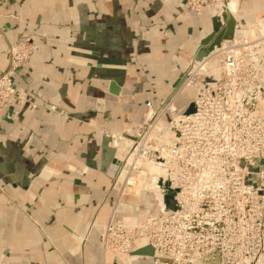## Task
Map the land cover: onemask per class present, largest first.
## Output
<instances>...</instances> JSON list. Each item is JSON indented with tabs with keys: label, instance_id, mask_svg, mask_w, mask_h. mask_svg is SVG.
Masks as SVG:
<instances>
[{
	"label": "crops",
	"instance_id": "0c3cea01",
	"mask_svg": "<svg viewBox=\"0 0 264 264\" xmlns=\"http://www.w3.org/2000/svg\"><path fill=\"white\" fill-rule=\"evenodd\" d=\"M183 1L0 3V70L7 40L33 44L13 77L27 101L0 106V264H152L135 253L145 246L126 262L101 248L110 218L156 215L160 206L156 190L116 189L100 138L135 137L146 102L158 110L174 93L211 16L184 13ZM231 4L245 26L264 20V0ZM179 98L183 110L189 101Z\"/></svg>",
	"mask_w": 264,
	"mask_h": 264
},
{
	"label": "built area",
	"instance_id": "2783aa9c",
	"mask_svg": "<svg viewBox=\"0 0 264 264\" xmlns=\"http://www.w3.org/2000/svg\"><path fill=\"white\" fill-rule=\"evenodd\" d=\"M226 1L184 0L182 11H216ZM239 29L248 33L242 35ZM32 51L29 36L7 40L0 106L27 101L13 77ZM183 87L193 90L189 113L176 106ZM260 104H264V20L254 28L237 20L232 38L194 61L160 109L153 110L146 102L135 137L118 135L127 145L123 164L116 167V173H123L121 189L135 187V176L144 169L146 180L156 177L166 184L173 208L140 222L127 218L108 223L100 238L102 250L122 262L138 246H150L152 264H258L264 254ZM133 153L136 161L130 164ZM159 206L164 207L160 201Z\"/></svg>",
	"mask_w": 264,
	"mask_h": 264
},
{
	"label": "water",
	"instance_id": "95a60500",
	"mask_svg": "<svg viewBox=\"0 0 264 264\" xmlns=\"http://www.w3.org/2000/svg\"><path fill=\"white\" fill-rule=\"evenodd\" d=\"M210 14H211L210 26L204 33H202L199 36L198 40L196 41L190 64L188 65L185 72L180 77H178V79L176 80L173 86L174 88H176L179 85L183 76L190 69L194 61L200 60L204 55H206L208 52L213 50L215 47H219L222 41L232 38L234 34V26L236 21L239 19H237V15L235 14V12L230 9L228 0L224 4H220L216 11H210ZM238 33L242 35L247 34L248 29H239ZM111 87H114L113 83H111ZM192 110H193V105L191 102H189L186 108H184L183 112L189 113ZM123 136L128 137L129 135L126 134ZM123 143H124V150H123V154H124L127 145L125 141ZM100 148L103 151L102 157L106 160L110 159L112 164H114L115 173H116V167L123 164V159L122 158L118 159L116 157L115 137H109V136L101 137ZM122 175L123 173L120 170L116 173L115 175L116 184L120 182V180L122 179ZM145 176H146V171L144 169H140L135 176L136 186L133 188H124L123 191L134 194L142 190L151 191L153 189H157L160 192L156 195V197L160 201V203H162L164 206L161 207L160 210L162 211L166 207L173 208V205L170 201L171 193L166 188V184L161 183L160 179L156 177H149V179L146 180ZM135 253L137 254L146 253L151 255L152 249L150 246H145L144 248L135 251Z\"/></svg>",
	"mask_w": 264,
	"mask_h": 264
},
{
	"label": "rangeland",
	"instance_id": "374dc122",
	"mask_svg": "<svg viewBox=\"0 0 264 264\" xmlns=\"http://www.w3.org/2000/svg\"><path fill=\"white\" fill-rule=\"evenodd\" d=\"M192 94H193V90H192V88L191 87H183V89L180 91V93L178 94V97H180L179 98V100L180 101H184V102H187V101H189L190 100V98L192 97ZM178 104V105H177ZM180 104H182V102L181 103H179L178 101L176 102V105L177 106H179ZM117 135H119V134H117ZM122 148H124V146L122 147ZM115 187H116V189H118V190H120L122 193H125L122 189H121V182H119L118 184H116V182H115ZM127 218H133L135 221H137V222H140L143 218H145V217H143L142 215H133V216H128V217H126V216H122V217H120V218H110L106 223H105V225L102 227V229H101V231H100V238H101V236H102V233H103V231H104V228L106 227V225L108 224V223H110V222H114V223H122V222H124L125 221V219H127ZM110 253V252H109ZM113 255V254H112ZM114 256V255H113ZM122 262V261H121Z\"/></svg>",
	"mask_w": 264,
	"mask_h": 264
},
{
	"label": "bare ground",
	"instance_id": "6f19581e",
	"mask_svg": "<svg viewBox=\"0 0 264 264\" xmlns=\"http://www.w3.org/2000/svg\"><path fill=\"white\" fill-rule=\"evenodd\" d=\"M234 0H228V3H229V7H230V9H231V3L233 2ZM183 88H181L180 90H182ZM180 92V91H179ZM178 96V95H177ZM176 96V97H177ZM118 138V135H116L115 136V142H116V149L117 150H120V153H119V155L117 156V158L118 159H121L122 158V154H123V150H124V148H122L123 146H124V143H123V146L121 147V143H119L117 140ZM119 140L121 141L122 140V137L121 138H119ZM122 141H124V140H122ZM119 143V144H118ZM118 144V145H117ZM121 147V148H120ZM135 161H136V157H135V153H133L129 158H128V163H130V164H134L135 163ZM151 169V168H150ZM151 171H154L153 169H151Z\"/></svg>",
	"mask_w": 264,
	"mask_h": 264
}]
</instances>
